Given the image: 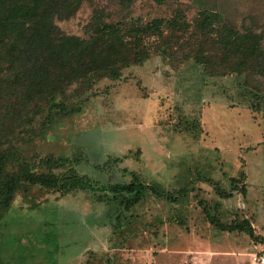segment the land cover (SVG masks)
<instances>
[{"label":"rangeland","instance_id":"obj_1","mask_svg":"<svg viewBox=\"0 0 264 264\" xmlns=\"http://www.w3.org/2000/svg\"><path fill=\"white\" fill-rule=\"evenodd\" d=\"M203 8L240 31L247 24L264 30V0H81L56 24L87 38L96 10L110 22L178 14L192 25ZM175 63L152 54L76 98L78 112L51 123L37 116L14 130L15 148L32 162L65 156L94 184L143 187L127 206L119 198L98 201L89 189L19 191L0 219L5 264H257L264 248V105H251L241 76H208L191 59ZM217 187L230 196L220 197ZM207 216L247 219L257 238L219 231Z\"/></svg>","mask_w":264,"mask_h":264},{"label":"trees","instance_id":"obj_2","mask_svg":"<svg viewBox=\"0 0 264 264\" xmlns=\"http://www.w3.org/2000/svg\"><path fill=\"white\" fill-rule=\"evenodd\" d=\"M80 3L0 0V219L19 191L33 187L62 194L89 189L98 201L119 198L126 206L139 200L141 184H94L75 173L74 160L46 156L32 162L13 141L14 130L28 127L37 116L51 123L56 116L78 112L76 98L100 80L119 79L124 69L144 63L152 54L175 64L194 60L208 76H241L252 92L251 105H264V30L256 32L247 24L240 31L208 8L198 12L192 25L178 14L145 24L110 22L96 10L86 25L88 37L82 38L64 33L56 24ZM216 190L222 198L230 196ZM207 220L219 231H245L257 238L247 219ZM0 264H5L1 258Z\"/></svg>","mask_w":264,"mask_h":264},{"label":"built area","instance_id":"obj_3","mask_svg":"<svg viewBox=\"0 0 264 264\" xmlns=\"http://www.w3.org/2000/svg\"><path fill=\"white\" fill-rule=\"evenodd\" d=\"M254 257L257 264H264V248L258 250Z\"/></svg>","mask_w":264,"mask_h":264},{"label":"crops","instance_id":"obj_4","mask_svg":"<svg viewBox=\"0 0 264 264\" xmlns=\"http://www.w3.org/2000/svg\"><path fill=\"white\" fill-rule=\"evenodd\" d=\"M251 226H252L253 229H255V226H254L253 222H251ZM254 233H255V230H254Z\"/></svg>","mask_w":264,"mask_h":264}]
</instances>
